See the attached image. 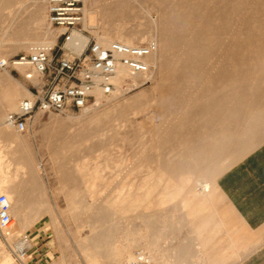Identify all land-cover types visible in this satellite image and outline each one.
Returning a JSON list of instances; mask_svg holds the SVG:
<instances>
[{"label": "rangeland", "instance_id": "374dc122", "mask_svg": "<svg viewBox=\"0 0 264 264\" xmlns=\"http://www.w3.org/2000/svg\"><path fill=\"white\" fill-rule=\"evenodd\" d=\"M83 2L84 27L93 38L103 44L129 38L132 45L153 40L157 65L147 60L148 73L129 75L114 94L95 97L85 108L37 113L24 132L0 131V180L10 181L0 183V193L9 198L25 165L40 172L38 217L23 230L12 217L10 232L27 236L28 260L39 254L45 264H61L59 245L67 248L68 264H125L142 254L156 264L154 258L177 250L190 235V204L200 193L212 194L233 219L216 199L214 183L264 141V0ZM60 32L48 25L46 0H0V60L45 38L55 43ZM23 69L32 79L19 68H0V130L16 110L1 106L12 88L26 92L14 100L17 106L42 84ZM196 149L205 161H182L185 150ZM184 164L198 170L186 175L179 169ZM95 236L99 263L83 248ZM10 258L20 264L13 253Z\"/></svg>", "mask_w": 264, "mask_h": 264}, {"label": "built area", "instance_id": "2783aa9c", "mask_svg": "<svg viewBox=\"0 0 264 264\" xmlns=\"http://www.w3.org/2000/svg\"><path fill=\"white\" fill-rule=\"evenodd\" d=\"M46 5L48 25L61 30L56 42L0 60V68H28L42 83L5 117V123L19 132L28 130L37 113L80 110L94 101L96 92L115 93L119 69L125 68L130 75L148 73L147 58L157 50L153 40L139 45L119 41L101 44L84 27L83 0H46ZM25 77L32 79L30 73ZM11 223L9 201L0 193V232L9 231ZM38 255L28 260L27 250L22 258L25 264H45V258H36ZM125 264L152 263L139 255L137 261Z\"/></svg>", "mask_w": 264, "mask_h": 264}, {"label": "crops", "instance_id": "0c3cea01", "mask_svg": "<svg viewBox=\"0 0 264 264\" xmlns=\"http://www.w3.org/2000/svg\"><path fill=\"white\" fill-rule=\"evenodd\" d=\"M214 189L233 219L212 194L200 193L190 204V235L163 256L174 264H264V141L221 172Z\"/></svg>", "mask_w": 264, "mask_h": 264}, {"label": "bare ground", "instance_id": "6f19581e", "mask_svg": "<svg viewBox=\"0 0 264 264\" xmlns=\"http://www.w3.org/2000/svg\"><path fill=\"white\" fill-rule=\"evenodd\" d=\"M32 2L34 3V4H36L37 2H38V0H32ZM39 2H40V0H39ZM42 2V1H41ZM36 8V7H35ZM37 9V8H36ZM86 21V20H85ZM85 21H84V24H85ZM117 40L118 41H120V42H123V43H125V44H128V45H132L133 44V42H132V40L131 39H129V38H122V37H117ZM100 43L101 44H103V42H101L100 41ZM109 43V42H108ZM54 43H53V40H47L46 38H45V40H42V41H40V42H38V44L37 45H33V46H31L30 47V49H32L33 47H37V46H43V47H49V46H52ZM29 49V50H30ZM156 55H157V53L155 52V53H153L152 55H150L148 58H147V60H149L150 61V59H151V64H154L155 66L157 65V60H156ZM2 60H5V59H2ZM150 63V62H149ZM159 65V64H158ZM19 69H21V71L22 72H24V69L23 68H19ZM24 74L26 75V74H28V73H26V72H24ZM146 74V73H145ZM30 75H31V77H33V75L30 73ZM130 74L127 72V70L125 69V68H120L119 69V71H118V75H117V78L115 79V83H116V86H117V90H119L120 89V87L122 86V84H124L125 83V80L128 78V77H130L131 78V76H129ZM136 75H139V74H136ZM135 75V76H136ZM146 77V76H145ZM153 77V76H152ZM151 77V78H152ZM133 78V77H132ZM142 79V78H141ZM144 79V78H143ZM133 81H135V80H133ZM141 81V80H140ZM133 83V82H132ZM122 89V88H121ZM116 90V91H117ZM114 94V93H113ZM26 95V92H24L22 89H19L17 86L15 87H13L12 88V91L9 93V95H8V97H7V99H6V101L5 102H2L1 103V106L2 107H4V108H6V109H9V110H17V107H18V104H17V106H15V104H14V100L17 98V97H19V96H25ZM29 96V95H28ZM103 96V95H102ZM95 97H96V102H98L99 101V99H100V97H101V94L99 93V92H96L95 93ZM19 103V102H18ZM264 106V105H263ZM261 109V108H260ZM15 110V111H16ZM5 111V110H4ZM259 112H260V110H258ZM262 111V110H261ZM264 111V110H263ZM258 114H260V113H258ZM257 114V115H258ZM255 115V114H254ZM264 115V114H263ZM261 116V117H264V116ZM252 116V115H251ZM250 117V116H249ZM254 118V117H253ZM5 119V118H4ZM250 119V118H249ZM248 120V119H247ZM251 120V119H250ZM254 120H256V119H254ZM257 120H261V119H257ZM219 122V121H218ZM226 122H228V121H226ZM225 121L224 122H222L223 124L224 123H226ZM251 122V121H250ZM255 122V121H254ZM4 123H5V120H4ZM217 123V122H216ZM245 123V122H244ZM243 123V124H244ZM249 123V122H248ZM251 123H253V122H251ZM257 123V122H256ZM6 124V123H5ZM219 124H220V122H219ZM228 125H230L229 123H228ZM233 125H234V123H233ZM246 125V124H245ZM250 125V124H249ZM261 124H259V126H260ZM220 126V128H221V124L219 125ZM231 126V125H230ZM218 127V125L215 127V129ZM222 127L223 128H221V129H224V128H226L227 129V127H225L224 125H222ZM242 127V126H241ZM251 127H253V125L251 124ZM219 128V127H218ZM233 128H235V129H237L236 127H233ZM242 128H245V127H242ZM250 128V127H249ZM11 129H13L12 127H10L9 125H7L6 124V128L5 129H1L0 131L1 132H3V133H8ZM225 129V130H226ZM239 129H240V127H239ZM247 129V128H246ZM256 129V128H255ZM218 130V129H217ZM229 130H230V127H229ZM228 130V131H229ZM248 130V129H247ZM233 130H230L229 132H232ZM11 132V131H10ZM220 132V131H219ZM226 132V131H225ZM224 132V133H225ZM229 132H228V134H229ZM237 132V131H236ZM236 132H234V134L236 133ZM240 132V131H239ZM255 132H257V130L255 131ZM254 132V133H255ZM264 132V131H263ZM227 133V132H226ZM9 134V133H8ZM225 136H226V134H225ZM231 136H232V134H231ZM256 136H258V135H256ZM256 136H255V138H256ZM218 137V136H217ZM217 137H216V139H217ZM221 137V136H220ZM219 137V139H222V137L220 138ZM235 137H236V135H235ZM229 138V137H228ZM228 138L226 137L224 140H228ZM233 138H234V135H233ZM254 138V139H255ZM211 139V138H210ZM231 139V138H230ZM235 139V138H234ZM237 139V138H236ZM208 142V141H207ZM218 142V141H217ZM216 142V143H217ZM232 142V141H231ZM205 143V142H204ZM211 143H212V141H211ZM215 143V144H216ZM219 144H221L222 142L219 140V142H218ZM224 143H225V141H224ZM251 143V142H250ZM250 143H248V144H250ZM236 144V143H235ZM190 145V144H189ZM201 145H202V143H201ZM204 145V144H203ZM202 145V147H204ZM191 147H192V145H190ZM198 146H200L199 145V143H198ZM211 146V145H210ZM213 146V145H212ZM216 146L218 147V145L216 144ZM216 146H214L215 148H212V150L211 151H213V149H215L216 150ZM196 147V146H195ZM201 147V146H200ZM201 147V148H202ZM194 148V147H193ZM240 148V147H239ZM184 149H186V148H184ZM195 149V148H194ZM197 149H198V147H197ZM196 149V150H197ZM242 149V148H241ZM191 150V149H190ZM201 149H199V150H197V151H195L194 150V152H192V153H188V150H185V151H187V153L185 152L184 154H186V155H182V161H191V162H193V163H197V162H199L200 163V161H205V159H207V158H204V156H202V153H201V151H200ZM192 151V150H191ZM206 151H208V150H206ZM240 150H238V152H239ZM218 152V151H217ZM207 153H209V151L207 152ZM183 154V153H182ZM189 154V155H188ZM223 154H224V152H223ZM206 155V154H205ZM224 156V155H223ZM207 157V156H206ZM216 158H217V156H215ZM174 158V157H173ZM215 158V159H216ZM171 159H172V157H171ZM171 159H167V162L166 163H168V161L171 163ZM214 159V158H213ZM222 159V158H221ZM173 161V163L174 162H176V160L174 161V160H172ZM173 163H171L172 165H173ZM220 163H221V161H218V162H215L214 164H213V168H212V172H210V173H213V171L214 170H216L218 167H219V165H220ZM32 165V164H31ZM188 164H184V165H182L181 166V168L179 167V169H180V171L182 172V173H184V174H186V175H188V174H190L193 170H194V167L193 166H187ZM195 165V164H194ZM167 167V166H166ZM173 167V166H172ZM195 167H196V165H195ZM201 167V166H200ZM170 168H171V165H170ZM171 169H174V168H171ZM197 170H198V167L196 168ZM24 170H25V172H23V174H22V176H21V179H19L18 181H15L9 188L12 190V193H11V195H8V201H9V204H10V215H11V217H17V219H18V224H19V228L21 229V230H23L25 227H26V225H28L29 223H31V222H34L36 219H37V217H38V213H39V209L41 208V206H42V203H39V200H37V199H35L37 196H36V194H38V192H39V185H38V183H39V177H40V172H39V168L36 166H29V164H27V165H25L24 166ZM167 170H169V167H168V169ZM197 170H195V171H193V173L195 172L196 173V171ZM175 171V170H174ZM179 171V170H178ZM168 172V171H167ZM170 172H172L173 173V171H170ZM169 172V173H170ZM175 172H177V171H175ZM25 174V175H24ZM174 174V173H173ZM173 174H171V175H173ZM170 175V174H169ZM195 175V174H194ZM194 175L192 176V177H194ZM174 176H176V173H175V175ZM183 177H185V176H182L181 178H183ZM177 178H179L180 179V176L179 177H177ZM178 179V180H179ZM181 180V179H180ZM179 180V181H180ZM8 178H3V179H1L0 180V183L1 184H4L5 186L8 184ZM10 182V181H9ZM202 191H204L203 189H202ZM28 206L30 207L31 206V208L30 209H28ZM113 211V210H112ZM112 217V216H111ZM52 219H53V216H52ZM100 219V218H99ZM56 221H54V223H55ZM13 223V222H12ZM12 223H11V226H12ZM55 228V230L57 229L56 228V226L54 227ZM11 229V228H10ZM10 229H9V231H7V232H0V236H1V238L4 240V241H1V239H0V264H13L12 263V261H11V258H10V253H13V256H14V258H15V260L16 261H18L20 264H25V260L22 258V254L23 253H25L27 250H28V248H30L31 246H32V243L29 241V239H28V237L27 236H25L24 234H22V233H20V231H17V232H15V233H13V234H11V232H10ZM55 234H56V237H57V239L59 238V230H56L55 231ZM96 237V236H95ZM91 237V239L89 240V241H87L86 243H84L83 244V248L85 249V251H86V253L91 257V259H92V262H98L99 263V255H100V248L102 247L101 246V244H100V241H98V238L100 239V237L98 236V237ZM97 239V240H96ZM94 240H95V242H97L96 243V246H94ZM59 248H60V250H61V254H62V257L60 258V262H61V264H68V263H66L67 262V260L65 261V259H66V251H67V248H62L60 245H59ZM95 250L94 251V253L92 252V250ZM103 251V250H102ZM141 258H146V259H148L150 262H151V260L148 258V256H146V255H144V254H142L141 255ZM138 260V256H136V258H135V261H137ZM134 261V262H135ZM127 263H130V262H127ZM152 263V262H151ZM156 264H174L173 262H170L169 261V258L168 257H165V256H163V257H159L157 260H156Z\"/></svg>", "mask_w": 264, "mask_h": 264}]
</instances>
